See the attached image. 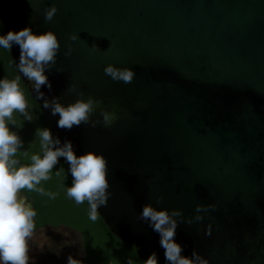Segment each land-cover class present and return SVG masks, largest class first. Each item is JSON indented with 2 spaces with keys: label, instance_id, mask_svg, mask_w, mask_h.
Returning a JSON list of instances; mask_svg holds the SVG:
<instances>
[{
  "label": "water",
  "instance_id": "water-1",
  "mask_svg": "<svg viewBox=\"0 0 264 264\" xmlns=\"http://www.w3.org/2000/svg\"><path fill=\"white\" fill-rule=\"evenodd\" d=\"M53 3L58 12L46 22L44 9ZM0 26L4 35L31 27L59 39L42 98L16 68L18 45L8 51L53 137L71 142L77 156L91 151L108 161L112 195L100 219L142 264L152 253L167 264L159 235L138 219L145 204L184 218L196 215L198 204H215L203 221L178 224L182 255L264 264V0H0ZM109 64L133 70L132 83L105 75ZM73 84L117 120L59 128L58 114L43 104L74 103L81 97L68 91ZM99 112L91 120H100Z\"/></svg>",
  "mask_w": 264,
  "mask_h": 264
},
{
  "label": "clouds",
  "instance_id": "clouds-1",
  "mask_svg": "<svg viewBox=\"0 0 264 264\" xmlns=\"http://www.w3.org/2000/svg\"><path fill=\"white\" fill-rule=\"evenodd\" d=\"M57 7L53 3L44 9V20L51 22ZM79 36L75 33L68 36V40L75 43ZM13 45L19 47V60L16 65L19 73L32 82L33 91L42 98L40 92L42 86L51 89L46 71H51L57 63V55L60 52V41L56 34L48 30L42 34H34L31 27H25L20 31H8L0 35V48L10 50ZM98 47L91 45V51ZM73 48L69 44L64 52L65 57L71 56ZM56 72L62 71L56 67ZM105 75L114 82L132 83L135 72L129 68H118L109 64L103 69ZM21 76L15 79H0V264H29L30 241L36 229V210L26 196L21 195L24 190L37 192L55 199L58 193L46 192L41 186L52 178L53 169L63 158L69 165L72 177L71 186L66 187L67 198L75 201L77 205L87 202L89 206V219L95 222L99 219L98 209L107 206V201L112 195L108 191L110 185L108 176V161L102 154L87 152L77 156L73 145L65 141L63 145L59 139L54 138L48 128L37 129L36 134L40 138L41 154L30 156V163L23 164L18 156L28 157L27 151H21L23 141L17 132L11 130L10 125H15L14 113L22 115L31 121L28 113V101L20 86ZM69 92L76 93L78 98L67 106L58 102V98L51 102L45 101L44 108H50L52 115L59 116L57 126L61 129L71 130L74 126L91 124L96 127L102 123L104 127H110L116 120L115 112L104 110L100 105L103 101L89 96L83 99V92H77L76 85H70ZM100 108V120H91V116ZM60 175V171H56ZM162 196L156 197V204H161ZM215 204L196 205V215L184 218L180 210H157L150 204L142 206L138 219L146 222L152 230L159 235V244L164 250V258L167 264H209V261L196 251L190 257L182 255L185 246L175 242L176 229L179 223L201 222L207 218L210 211H216ZM212 225L208 224L205 235L210 236ZM67 264H82L81 261L69 256ZM128 264H132L129 260ZM144 264H158L156 253H152Z\"/></svg>",
  "mask_w": 264,
  "mask_h": 264
},
{
  "label": "trees",
  "instance_id": "trees-1",
  "mask_svg": "<svg viewBox=\"0 0 264 264\" xmlns=\"http://www.w3.org/2000/svg\"><path fill=\"white\" fill-rule=\"evenodd\" d=\"M0 35H4L0 26ZM18 76L9 51L0 48V79H15ZM20 86L28 101V113L32 116L29 121L32 128L37 129L48 128L43 120L39 108L31 99L26 86L20 81ZM13 130V127H11ZM50 130V129H49ZM15 132V131H14ZM21 138L26 137V131H18ZM21 151H27L28 157L18 156L23 164L30 163V156L33 154H41L42 150L37 146H24ZM56 171H60V175H56ZM46 192L58 193L55 199H51L46 195H40L37 192H28L24 190L21 195L26 196L32 203L33 208L37 212L35 218L36 230L40 228H57L65 227L77 233L80 239V250L82 264H128L131 260L132 264H142L135 255L134 249L128 244L116 239L99 218L95 222L89 219V206L87 202L77 205L75 201L67 198L66 187H70L71 183L67 175L62 158L53 169L52 178L46 182H42Z\"/></svg>",
  "mask_w": 264,
  "mask_h": 264
},
{
  "label": "rangeland",
  "instance_id": "rangeland-1",
  "mask_svg": "<svg viewBox=\"0 0 264 264\" xmlns=\"http://www.w3.org/2000/svg\"><path fill=\"white\" fill-rule=\"evenodd\" d=\"M14 119L15 125H10L13 130L27 132L24 138L18 134L23 141V147L34 145L41 150L40 138L29 120L18 113H14ZM69 256L79 261L81 259L80 239L77 233L65 227H45L34 232L30 241L29 264H67Z\"/></svg>",
  "mask_w": 264,
  "mask_h": 264
}]
</instances>
